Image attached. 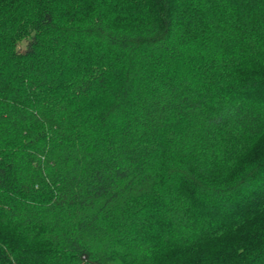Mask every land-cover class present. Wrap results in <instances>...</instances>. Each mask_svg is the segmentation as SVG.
<instances>
[{
    "label": "trees",
    "instance_id": "1",
    "mask_svg": "<svg viewBox=\"0 0 264 264\" xmlns=\"http://www.w3.org/2000/svg\"><path fill=\"white\" fill-rule=\"evenodd\" d=\"M0 264H264V0H0Z\"/></svg>",
    "mask_w": 264,
    "mask_h": 264
},
{
    "label": "rangeland",
    "instance_id": "2",
    "mask_svg": "<svg viewBox=\"0 0 264 264\" xmlns=\"http://www.w3.org/2000/svg\"><path fill=\"white\" fill-rule=\"evenodd\" d=\"M26 45H27V42H22V43L19 45V49H20L21 51L25 50Z\"/></svg>",
    "mask_w": 264,
    "mask_h": 264
}]
</instances>
